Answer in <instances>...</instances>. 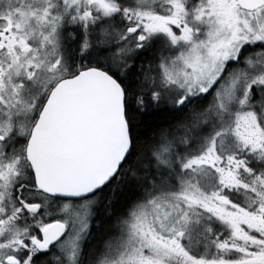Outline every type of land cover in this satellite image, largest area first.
<instances>
[{"label": "snow or ice", "instance_id": "snow-or-ice-1", "mask_svg": "<svg viewBox=\"0 0 264 264\" xmlns=\"http://www.w3.org/2000/svg\"><path fill=\"white\" fill-rule=\"evenodd\" d=\"M0 264H264V0H0Z\"/></svg>", "mask_w": 264, "mask_h": 264}]
</instances>
